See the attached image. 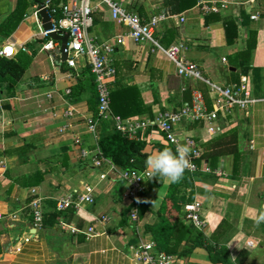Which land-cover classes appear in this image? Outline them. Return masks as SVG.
I'll return each mask as SVG.
<instances>
[{
  "label": "crops",
  "instance_id": "crops-1",
  "mask_svg": "<svg viewBox=\"0 0 264 264\" xmlns=\"http://www.w3.org/2000/svg\"><path fill=\"white\" fill-rule=\"evenodd\" d=\"M197 1L124 0L145 21L168 13L156 35L164 46L185 42L184 56L197 63L206 77L219 84L244 80L249 88L254 101L247 109H236L228 120L186 124L189 134L205 149L197 164L200 168L206 164L212 171L194 173L193 183L182 186L179 196L184 193L187 200L190 190L194 191L191 201L202 203L207 221L202 231L228 248L232 264H264V223L257 227L252 219L264 210V0L246 4L250 13L259 12L257 19H250L234 4L202 15ZM19 3L25 5L24 17L8 36H0V47L13 43V56L23 51L22 44L27 48L23 52L31 56L14 93L0 97V264H139L132 258L131 246L141 239H153L146 227L158 222L169 183L163 180L152 189L146 196L147 208L141 212L136 205L137 220L130 218L132 202L125 197L126 183L112 172L100 179L99 169L92 164L97 137L90 134L84 119L96 108L95 90L87 78L90 71L80 60L79 76L73 78L74 69L55 50L44 49L50 38L39 36L38 23L31 15L38 1L0 0V24ZM99 7L92 13L91 28L99 40L126 32L124 25L111 18L106 5ZM230 18L237 24V34L229 40L225 20ZM113 63V87L136 86L149 108L135 116L154 118L159 110H176L190 100L194 88L208 96L203 82L176 75L174 64L161 52L151 51L148 44L127 38L116 46ZM69 106L77 107L79 116L64 118ZM61 126L67 129L60 132ZM76 136L81 138L80 145L74 143ZM141 140L151 154L158 151L156 143L167 145L156 127L149 128ZM80 146L88 149L86 157L80 156ZM36 170L43 179L27 185L28 178L23 176ZM83 184L94 187L93 203L56 210L59 197ZM31 188L42 197L43 225L38 228L33 227L30 214ZM182 213L183 208L181 219ZM102 214L108 221L94 223V217ZM61 221L78 231L61 229ZM91 225L94 232L87 236L84 231ZM192 243L189 239L185 245ZM183 244L179 243L178 250ZM176 256L185 264H220L212 263L202 247Z\"/></svg>",
  "mask_w": 264,
  "mask_h": 264
},
{
  "label": "built area",
  "instance_id": "built-area-1",
  "mask_svg": "<svg viewBox=\"0 0 264 264\" xmlns=\"http://www.w3.org/2000/svg\"><path fill=\"white\" fill-rule=\"evenodd\" d=\"M258 0H198L197 7L202 15L217 13L224 8L234 4L238 9L248 13L250 19H257L259 12H249L246 4L257 3ZM40 1L34 6L31 15L35 17L39 26V36L47 37V31L42 28L40 16ZM43 6L51 16L53 31L67 32L66 59L64 64L74 69L73 78H77V64L82 60V65L89 68L93 75L96 91L95 111L84 117L88 131L96 137V126L99 121L106 120L111 123L114 129L128 136L130 139H142L144 133L149 128L156 127L164 136L167 144L173 146L175 153L178 147L187 146L189 148L188 159L190 167L185 171L195 173L200 170L211 172V168L204 164L200 168L197 162L202 160L205 149L195 136L189 134L186 124L202 121L209 124L216 123L219 119L228 120L234 115L236 109H247L254 101L252 94L244 80L236 83L219 84L206 77L197 63L184 56L188 46L183 41H177L164 46L160 38L156 35V28L161 20L170 16L168 13H160L150 16L145 21L138 13L127 7L124 0H43ZM100 4L107 6L111 18L118 24L126 27V32L113 36L107 40H99L91 32L93 25L92 13L99 9ZM242 14H238V21L242 22ZM178 21H184V16L180 15ZM131 39L135 43H145L150 46L151 51H159L164 54L175 67L176 75L195 81L203 82L208 88V96L199 89H191V98L184 102L176 110H159L154 118H141L138 116L122 117L113 113L111 108V90L115 82L116 67L113 63V53L117 45L124 43L126 39ZM44 49L55 50L61 57V46L59 41L48 40ZM9 49L11 51H9ZM20 49L25 51L24 44ZM16 52L13 43H8L0 47V56L12 57ZM224 59V58H223ZM70 89H66L69 93ZM50 96V95H49ZM79 116L77 107L69 106L63 113L64 118ZM67 126H61L60 132H64ZM76 145L81 144V138H74ZM80 156L86 157L88 149L79 148ZM132 162V159L130 160ZM92 164L99 169V178L104 179L109 172L116 173L126 183L127 197L133 204L129 211L130 218L137 220L136 203L143 190V183L150 179L147 169L138 170L134 167L118 168L111 159L105 157L96 144L93 154ZM2 162H0V166ZM30 214L34 228L43 225L42 197L35 188L30 189ZM94 202V187L91 184H83L82 188L74 189L71 193L59 197L56 201V210H64L68 207L79 208L82 204ZM182 219L188 224L202 230L206 226V219L202 216V203L193 200L183 204ZM106 214L94 217V223L107 222ZM60 228L77 232L75 227L69 226L65 222H60ZM94 232L93 225L89 226L84 233L87 236ZM29 237H26L27 241ZM132 258L139 264H185L181 263L176 254L163 250H158L152 238L141 239L131 246Z\"/></svg>",
  "mask_w": 264,
  "mask_h": 264
},
{
  "label": "trees",
  "instance_id": "trees-1",
  "mask_svg": "<svg viewBox=\"0 0 264 264\" xmlns=\"http://www.w3.org/2000/svg\"><path fill=\"white\" fill-rule=\"evenodd\" d=\"M43 1V0H34ZM25 5L19 3L16 9L8 15L0 24V36H8L24 17L23 10ZM226 36L230 40L236 36L237 24L234 19L225 20ZM240 26V24H239ZM31 60V56L23 51H19L15 56H0V97L11 96L18 81L22 78L26 67ZM89 71V68L86 67ZM91 90H95L93 75L87 77ZM96 91H94V96ZM143 98L134 85H114L111 90V108L113 113L122 117L140 115L148 110L144 106ZM97 147L101 153L111 159L118 168L134 167L138 170L146 168L145 160L151 153L146 150V142L141 139H130L118 130L114 129L109 121L101 120L96 126ZM156 147L162 150L165 147L170 148L173 153L175 150L172 145L156 143ZM132 159V162L130 160ZM196 173V172H195ZM192 175L188 171L184 172L183 178L178 183L169 184L165 199L159 210V220L155 225L147 226L146 230L152 234L153 240L158 250H163L178 256H187L194 247H202L206 250L208 258L212 263L232 264L228 254V248L217 244L208 238L204 232L192 224H186L181 219L183 203L193 199V193L190 190V196L185 200L184 193L179 196L182 186L188 187L193 183ZM27 185H34L43 179L41 171L36 170L28 176ZM16 182L21 179H16ZM163 178L153 177L143 183V190L139 195L136 205L139 211L147 208L146 196L154 188L160 187ZM133 206V204H132ZM192 240V246L187 247V240ZM183 241V246L178 250L177 246ZM174 242V243H173Z\"/></svg>",
  "mask_w": 264,
  "mask_h": 264
},
{
  "label": "clouds",
  "instance_id": "clouds-1",
  "mask_svg": "<svg viewBox=\"0 0 264 264\" xmlns=\"http://www.w3.org/2000/svg\"><path fill=\"white\" fill-rule=\"evenodd\" d=\"M188 154L189 148L180 146L177 148L176 153L165 147L148 155L145 160L148 177L150 179L153 177L163 178L169 184L178 183L183 178L185 170L190 167ZM252 219L257 227L264 223V210Z\"/></svg>",
  "mask_w": 264,
  "mask_h": 264
},
{
  "label": "water",
  "instance_id": "water-1",
  "mask_svg": "<svg viewBox=\"0 0 264 264\" xmlns=\"http://www.w3.org/2000/svg\"><path fill=\"white\" fill-rule=\"evenodd\" d=\"M40 9L38 12V15L40 16L41 25L42 28L47 31V37L54 41H59L61 46V61L64 62L66 59L67 53H66V42L68 39V33L67 32H56L53 31V24L51 22V16L48 13L47 9L43 6V4L40 2Z\"/></svg>",
  "mask_w": 264,
  "mask_h": 264
},
{
  "label": "rangeland",
  "instance_id": "rangeland-1",
  "mask_svg": "<svg viewBox=\"0 0 264 264\" xmlns=\"http://www.w3.org/2000/svg\"><path fill=\"white\" fill-rule=\"evenodd\" d=\"M31 23H32V24H31L32 29H33V30H36V29H37V25H36L33 21H32Z\"/></svg>",
  "mask_w": 264,
  "mask_h": 264
},
{
  "label": "snow or ice",
  "instance_id": "snow-or-ice-1",
  "mask_svg": "<svg viewBox=\"0 0 264 264\" xmlns=\"http://www.w3.org/2000/svg\"><path fill=\"white\" fill-rule=\"evenodd\" d=\"M9 51H11V50L9 49Z\"/></svg>",
  "mask_w": 264,
  "mask_h": 264
}]
</instances>
